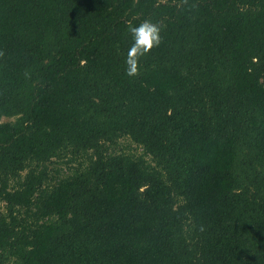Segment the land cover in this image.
Listing matches in <instances>:
<instances>
[{
	"label": "trees",
	"instance_id": "1",
	"mask_svg": "<svg viewBox=\"0 0 264 264\" xmlns=\"http://www.w3.org/2000/svg\"><path fill=\"white\" fill-rule=\"evenodd\" d=\"M0 204V264H264V0H0Z\"/></svg>",
	"mask_w": 264,
	"mask_h": 264
},
{
	"label": "clouds",
	"instance_id": "2",
	"mask_svg": "<svg viewBox=\"0 0 264 264\" xmlns=\"http://www.w3.org/2000/svg\"><path fill=\"white\" fill-rule=\"evenodd\" d=\"M187 4L188 0H182ZM162 25L151 20H144L138 26L129 24L128 33L131 36L132 44L127 51L125 59V74L132 78L139 75V61L147 56L150 51L161 43Z\"/></svg>",
	"mask_w": 264,
	"mask_h": 264
},
{
	"label": "rangeland",
	"instance_id": "3",
	"mask_svg": "<svg viewBox=\"0 0 264 264\" xmlns=\"http://www.w3.org/2000/svg\"><path fill=\"white\" fill-rule=\"evenodd\" d=\"M3 121H9V119H3ZM116 145L117 149H115V151L122 149L125 152L132 151L135 152V154H140V150L133 147L127 138L119 140ZM85 164L86 161H84V157L67 155L61 159L53 158L51 162L45 166V170L48 172L49 177L54 179H51V181H55L59 178L78 174ZM0 209L3 210V204H0Z\"/></svg>",
	"mask_w": 264,
	"mask_h": 264
}]
</instances>
